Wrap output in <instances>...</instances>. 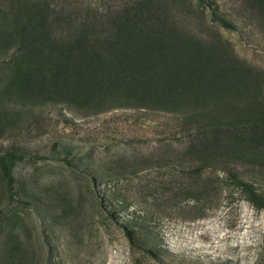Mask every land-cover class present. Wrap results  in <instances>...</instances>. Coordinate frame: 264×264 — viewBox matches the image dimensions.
Returning <instances> with one entry per match:
<instances>
[{
  "label": "rangeland",
  "instance_id": "1",
  "mask_svg": "<svg viewBox=\"0 0 264 264\" xmlns=\"http://www.w3.org/2000/svg\"><path fill=\"white\" fill-rule=\"evenodd\" d=\"M162 1L0 0V264H264V0Z\"/></svg>",
  "mask_w": 264,
  "mask_h": 264
},
{
  "label": "trees",
  "instance_id": "2",
  "mask_svg": "<svg viewBox=\"0 0 264 264\" xmlns=\"http://www.w3.org/2000/svg\"><path fill=\"white\" fill-rule=\"evenodd\" d=\"M146 5H149V1L146 2ZM134 11L138 12V8L136 10V7H134V8L129 7L127 9H125L122 12V15L119 16L117 19L116 26L120 27L123 30L122 32H123V36H124V43H122L123 45H120V48H118L119 53H121L119 55L131 53V47L128 45V42H130V38L128 35L130 33L133 35L134 30H135V23L133 21V15H132V12H134ZM218 19L224 26H226V27L231 26V21L229 19H226L225 17H221V16H219ZM91 56L92 55H90V57ZM116 58H118V56ZM91 59H92V57H91ZM90 65H91V63H89V66ZM115 65H118L117 61L115 62ZM100 71H101L100 69H97V70L95 69V75L96 76L97 75L104 76V74L102 75V73ZM110 75H111V73H110ZM21 157H22L21 154L17 151H14V150L3 151L2 154L0 155V168L3 172V174L7 177V182H8L10 189L12 188V183H13V176L11 174L10 167L16 160H19ZM64 161H67V160H64ZM147 251L154 254V252L151 251L150 249H147Z\"/></svg>",
  "mask_w": 264,
  "mask_h": 264
},
{
  "label": "bare ground",
  "instance_id": "3",
  "mask_svg": "<svg viewBox=\"0 0 264 264\" xmlns=\"http://www.w3.org/2000/svg\"><path fill=\"white\" fill-rule=\"evenodd\" d=\"M97 254V253H96ZM100 258V257H99Z\"/></svg>",
  "mask_w": 264,
  "mask_h": 264
}]
</instances>
